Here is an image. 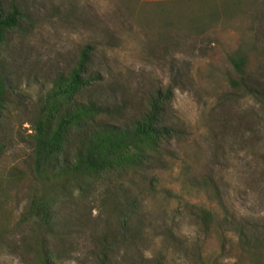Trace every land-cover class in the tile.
Returning a JSON list of instances; mask_svg holds the SVG:
<instances>
[{
	"label": "rangeland",
	"instance_id": "374dc122",
	"mask_svg": "<svg viewBox=\"0 0 264 264\" xmlns=\"http://www.w3.org/2000/svg\"><path fill=\"white\" fill-rule=\"evenodd\" d=\"M12 1L25 20L5 43L3 62L17 92L1 125L8 145L0 160V230L14 227L29 201L26 177L4 180L10 168L28 165L29 120L53 78L87 46L89 70L101 78L98 99L125 108L118 122L138 115L156 90L169 88L167 123L179 130L165 168L145 179L131 176L134 184L125 182L120 191L136 198L130 231L140 235L116 248L114 264H133L142 252L161 253L167 264H233L239 257L241 264H254L235 234L226 235L222 251L223 237L203 233L194 206H217L201 185L208 177L225 205L264 239V109L229 83L237 78L229 61L237 50L245 54L247 78L264 83V0H2ZM219 3L228 12L214 21ZM153 176L160 182L150 184ZM98 192L59 206L68 234L59 264H94L99 239L114 223ZM24 232L0 240V264H25Z\"/></svg>",
	"mask_w": 264,
	"mask_h": 264
},
{
	"label": "trees",
	"instance_id": "16d2710c",
	"mask_svg": "<svg viewBox=\"0 0 264 264\" xmlns=\"http://www.w3.org/2000/svg\"><path fill=\"white\" fill-rule=\"evenodd\" d=\"M24 16L15 1L5 4L0 0V160L8 145L1 125L17 92L3 62L5 43L11 32L22 28ZM245 59L241 50L229 55L237 74L229 83L233 90L243 91L264 109V83L247 78ZM90 62V50L86 46L69 70L53 78L33 119L29 120L32 132L28 138L27 167H12L6 178L2 177L5 182L26 177L30 183L29 201L18 223L9 231L0 230V240L4 241V236L13 230L25 229L20 241V256L25 264H59V246L68 236L64 232L66 226L58 219L59 206L76 197L87 199L97 190L106 197L103 204L114 223L105 228V235L99 239L93 254L94 264H114L112 257L116 248L131 246L140 235V231H130L137 211L136 198L126 197L120 191H125V182L134 184L131 176L140 175L145 179L148 173L162 171L168 163V145L179 133L177 127L167 123L166 112L173 96L169 88L156 90L138 115L118 122L125 108L98 99L95 86L101 78L89 70ZM149 182L155 184L160 179L153 176ZM201 185L210 201L217 204L216 208L194 206L202 232L223 237L222 251L227 243L226 235L235 234L238 247L251 262L264 264V239L255 235L248 222L225 205L218 186L210 178L204 177ZM197 251L198 258L202 259L199 246ZM137 258H132L133 264H167L161 253L148 257L142 252ZM233 264H241L240 257Z\"/></svg>",
	"mask_w": 264,
	"mask_h": 264
},
{
	"label": "crops",
	"instance_id": "0c3cea01",
	"mask_svg": "<svg viewBox=\"0 0 264 264\" xmlns=\"http://www.w3.org/2000/svg\"><path fill=\"white\" fill-rule=\"evenodd\" d=\"M136 1H139L140 3H148V2L176 3V2H197L201 0H136ZM216 8H217V11H216V14L214 15L216 17V20L214 19V21H219L223 17V15L227 13L228 11L227 9L222 7L221 3H219V6ZM210 20H213V17Z\"/></svg>",
	"mask_w": 264,
	"mask_h": 264
}]
</instances>
